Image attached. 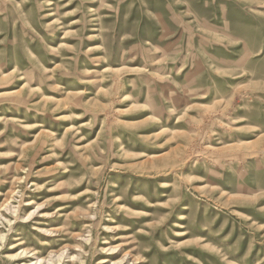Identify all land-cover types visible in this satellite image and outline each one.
Segmentation results:
<instances>
[{"label": "rangeland", "instance_id": "374dc122", "mask_svg": "<svg viewBox=\"0 0 264 264\" xmlns=\"http://www.w3.org/2000/svg\"><path fill=\"white\" fill-rule=\"evenodd\" d=\"M37 262L264 264V0H0V264Z\"/></svg>", "mask_w": 264, "mask_h": 264}, {"label": "bare ground", "instance_id": "6f19581e", "mask_svg": "<svg viewBox=\"0 0 264 264\" xmlns=\"http://www.w3.org/2000/svg\"><path fill=\"white\" fill-rule=\"evenodd\" d=\"M2 236V235H1ZM3 237V236H2ZM3 239V238H2ZM27 252V251H26ZM23 254V253H22ZM29 254V253H28ZM22 256V255H21ZM59 259H61V257L59 258ZM61 262V261H60ZM59 262V263H60ZM41 263V262H40ZM122 263V262H121ZM120 262L119 263H116V264H121ZM31 264H33V263H31ZM35 264H38V262L37 263H35Z\"/></svg>", "mask_w": 264, "mask_h": 264}]
</instances>
